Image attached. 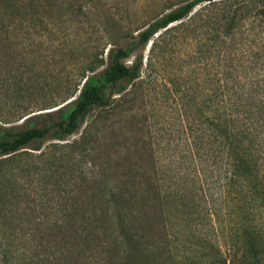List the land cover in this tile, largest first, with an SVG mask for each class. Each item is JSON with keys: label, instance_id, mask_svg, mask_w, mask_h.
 Returning <instances> with one entry per match:
<instances>
[{"label": "trees", "instance_id": "16d2710c", "mask_svg": "<svg viewBox=\"0 0 264 264\" xmlns=\"http://www.w3.org/2000/svg\"><path fill=\"white\" fill-rule=\"evenodd\" d=\"M86 12L85 5L71 0H0V95L19 96L20 82L28 92L30 81L44 78L39 77L43 67L26 66L22 52L27 37L30 45L35 41L32 52L38 61L47 60L44 49L75 58L77 39L65 30L86 22L79 18ZM189 26L205 34L195 52L202 54L205 85L196 116L178 132L179 147H170L174 134L168 132L164 142L154 139L143 150L149 157L146 169L121 165L112 178L91 155L88 143L96 138V121L86 118L128 102L123 95L139 80L143 64L138 51L154 34L147 62L155 49L177 31L184 36ZM134 30L119 27L105 50L91 46L52 86L39 82V96L64 97L42 100L36 110L54 109L0 112V264H43L49 245L41 235L53 229L76 231L68 226L76 219V196L68 185L77 180L98 189L95 195L103 208L93 216L102 222L101 229L109 230L111 240L126 245L128 259L177 262V250L164 247L144 256L136 246L141 215L155 209L164 214L160 208L165 206L176 219H181V207L196 219L203 211L214 249L205 264H264V0H185ZM11 63L14 75L5 69ZM52 113L55 118L49 117ZM18 120L20 124L14 123ZM83 123L78 137L69 139ZM162 153L167 162H160ZM75 159L82 168L69 182L50 180L58 171L51 170L55 161L71 164ZM194 223L192 232L200 225ZM168 237L181 242L179 236Z\"/></svg>", "mask_w": 264, "mask_h": 264}, {"label": "rangeland", "instance_id": "374dc122", "mask_svg": "<svg viewBox=\"0 0 264 264\" xmlns=\"http://www.w3.org/2000/svg\"><path fill=\"white\" fill-rule=\"evenodd\" d=\"M71 1L85 5V11H87L85 16L79 15V18H84L86 22L73 23L71 29L65 30V32H70L71 38L77 39L74 46L75 58L66 59V56L62 55L63 51L54 49L52 52L51 49H44L47 60L38 61L40 58H35V51L32 52L35 41L30 45L31 38L27 39V37L24 40L26 45L22 53L26 59V66H31V70L37 71L43 67L39 77L44 75V78L39 82L50 83L51 86L58 78L64 77L70 63L72 67L77 66L91 46L95 45L98 50H105L109 45L108 42L118 36L119 27L128 26L129 31L134 34L136 32L134 29L143 21L185 0ZM187 31L188 33L184 36L177 31L176 37L167 38L169 42L155 49L153 57L147 62L146 56L150 55L149 47L152 41L157 39V33L154 34L144 48L138 51L143 56V64L139 80L129 88L126 95H123L129 96L128 102L109 112L101 113L95 110L86 118L85 122L94 118L96 121L93 126L96 128L94 134L96 138L88 143L91 155L94 156V161L101 164L112 178H114L113 169L121 165L136 164L146 169L149 157L143 150H146L149 142L154 139L156 142H162V140L164 142L168 137V132L174 134L170 147H179L181 143L177 139L178 132L196 116L200 89L205 85L202 84V54L195 52L205 38V34L201 29L193 30L191 26L187 28ZM13 68V63L5 67L9 75L15 74ZM207 70L209 71L208 66ZM24 77L25 75L22 77L23 80ZM30 82L31 91L26 92L22 85L23 82H20L21 94L19 96L0 95V112L31 110L45 112L55 107L36 110L42 107V100H60L64 97L39 96L40 91L37 86L39 82L34 80ZM206 86L209 87V83ZM49 117L55 118V113ZM20 121L14 123L20 124ZM84 124L69 139L77 138ZM46 143H48L47 140L43 141L42 145ZM162 146L164 147V144ZM160 150L161 146L158 152ZM167 152L170 151L167 150ZM159 160L167 162L168 156L165 157L162 153ZM52 168L51 170L57 169L58 171L51 176L50 180L58 179L61 183H66L71 180V176L77 175L82 165L77 159L71 164L55 161ZM125 170L128 171V169ZM68 187L73 188L76 196L72 198L73 208L76 209V219L73 222L75 224L70 223L68 226L76 231L53 229L41 235V238L46 240L45 244L49 245L44 253L43 264H141L140 261L145 259L142 257L128 259L126 250H124L126 245L118 239L111 240L109 230L101 229L103 228L102 222L93 216L94 212H99L103 208L95 195L98 189H94L83 180H77L74 184L69 183ZM141 188L146 189L147 184L143 182ZM170 202L171 199H167V204ZM144 209L148 210V208ZM160 209L162 212L165 210L164 214L159 215V211L155 209L154 214L147 212L141 215L143 222L140 225L136 224L135 232L138 234L136 246L142 255L145 256L151 254L150 251L156 252L166 247L172 251L177 250L178 264H205L212 258L214 249L210 246L211 229L209 222L203 217V211L196 219L195 214L190 215L185 207H181L177 213L181 219H176L175 214L167 212L165 206ZM88 219L91 220L88 221ZM194 221L200 225L192 232L191 228L195 229L193 224H196ZM169 234L179 236L181 242L175 244L169 241ZM177 262L167 259L165 264H176Z\"/></svg>", "mask_w": 264, "mask_h": 264}]
</instances>
